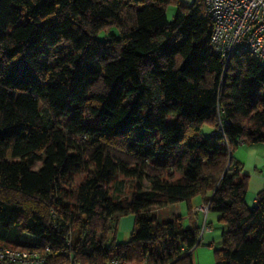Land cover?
Instances as JSON below:
<instances>
[{
    "label": "trees",
    "instance_id": "1",
    "mask_svg": "<svg viewBox=\"0 0 264 264\" xmlns=\"http://www.w3.org/2000/svg\"><path fill=\"white\" fill-rule=\"evenodd\" d=\"M210 33L203 0H0V246L46 264H192L201 228L150 212L200 198L223 225L214 264H264V187L249 207L232 157L264 145V62L225 63Z\"/></svg>",
    "mask_w": 264,
    "mask_h": 264
},
{
    "label": "built area",
    "instance_id": "2",
    "mask_svg": "<svg viewBox=\"0 0 264 264\" xmlns=\"http://www.w3.org/2000/svg\"><path fill=\"white\" fill-rule=\"evenodd\" d=\"M205 15L211 23L209 48L225 63L229 58L246 53L258 62H264V0H203ZM219 129L211 137L223 135ZM243 145L238 143V146ZM204 215L209 203L203 202L197 209ZM202 226L200 236L207 231ZM45 252H49L46 248ZM0 264H46L43 253L35 250H14L0 246ZM69 264H74L69 261ZM111 264H126L113 261Z\"/></svg>",
    "mask_w": 264,
    "mask_h": 264
},
{
    "label": "crops",
    "instance_id": "3",
    "mask_svg": "<svg viewBox=\"0 0 264 264\" xmlns=\"http://www.w3.org/2000/svg\"><path fill=\"white\" fill-rule=\"evenodd\" d=\"M232 157L239 163L240 173L248 177L245 201L251 207L255 203L256 195L264 187V145H240L233 150ZM172 176L173 179H178L180 173L172 172ZM205 201L194 198L189 206L179 203L161 209L166 212V221L179 216L183 228L191 226L202 228L203 225L207 227L208 230L200 236L199 245L191 252L192 264H214V251L221 247L223 225L219 222V215L212 210H208L205 215L196 210ZM188 209H190V212H188ZM117 228L121 234L131 232L133 217L130 215L121 216L118 219Z\"/></svg>",
    "mask_w": 264,
    "mask_h": 264
},
{
    "label": "rangeland",
    "instance_id": "4",
    "mask_svg": "<svg viewBox=\"0 0 264 264\" xmlns=\"http://www.w3.org/2000/svg\"><path fill=\"white\" fill-rule=\"evenodd\" d=\"M180 2H181L182 5L187 6V5H190L191 4L192 0H180ZM175 12H176V9H175V5L174 4H170L166 8V18H167L168 21H172L173 20L174 15H175ZM108 30L109 29H106L105 31H108ZM105 31H103V32L101 31L98 34L97 38L98 39H102L103 38V34L105 33ZM170 122H172V117H169L166 120V123H170ZM208 138H209V130H208L207 127H204L203 130H202V139L203 140H208ZM39 167H40V164L39 163H35L31 167V169L33 171H36V170L39 169ZM70 179H71L70 182L72 184H77V183L80 182L81 177L70 176ZM126 190H127V187H126ZM126 190L125 191L123 190V194L126 193ZM161 209H158L157 211H155L153 209V211L151 212V215L155 219H157L159 222H166V220H167L166 217H165L166 216V214H165L166 212H165V210H161ZM129 238H130V231L129 232H126L124 234H121L119 232L118 228H117V232H116V243L117 244H124V243L128 242ZM21 240L23 242H26V243H32L34 241V238L31 237V236H29V235L24 234L22 236Z\"/></svg>",
    "mask_w": 264,
    "mask_h": 264
}]
</instances>
